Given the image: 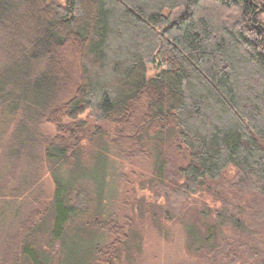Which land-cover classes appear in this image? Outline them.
<instances>
[{"label":"trees","instance_id":"16d2710c","mask_svg":"<svg viewBox=\"0 0 264 264\" xmlns=\"http://www.w3.org/2000/svg\"><path fill=\"white\" fill-rule=\"evenodd\" d=\"M4 54L0 264H136L146 221L264 264V0H0ZM112 158L153 202L109 192Z\"/></svg>","mask_w":264,"mask_h":264},{"label":"rangeland","instance_id":"374dc122","mask_svg":"<svg viewBox=\"0 0 264 264\" xmlns=\"http://www.w3.org/2000/svg\"><path fill=\"white\" fill-rule=\"evenodd\" d=\"M63 2L64 0H58ZM6 54L0 56V68L2 67L6 58ZM2 64V65H1ZM158 72L153 65L148 67V75L154 76ZM0 133L6 136L11 134L8 129L1 126ZM13 130V129H12ZM114 161V168L109 169V173L114 174L107 177V182L112 184L109 192L112 189L119 188L117 191L119 200L123 197L127 198H145L147 202H153L151 192L148 189H142L140 182L149 179L151 176V165L148 161L139 160L136 162H122L118 159H111ZM120 176V177H119ZM54 186L49 178H45L44 192L46 197L52 196ZM220 207V206H216ZM119 209V208H118ZM144 243L143 254L136 264H197V258L192 255L186 247V240L184 228L180 224L169 226V236L163 237L159 235L156 229L151 225L150 221L144 224Z\"/></svg>","mask_w":264,"mask_h":264}]
</instances>
